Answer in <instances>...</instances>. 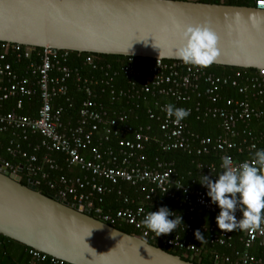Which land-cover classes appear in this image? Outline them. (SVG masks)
I'll list each match as a JSON object with an SVG mask.
<instances>
[{
  "label": "built area",
  "instance_id": "2783aa9c",
  "mask_svg": "<svg viewBox=\"0 0 264 264\" xmlns=\"http://www.w3.org/2000/svg\"><path fill=\"white\" fill-rule=\"evenodd\" d=\"M251 4L264 11V0H251ZM23 61L26 63L22 67L14 68V64ZM151 61L145 75L138 69L137 58H128L119 71L110 73V66L99 64L96 55H89L84 65L105 72L103 81L89 84L80 80L77 70L66 65L68 52L0 43V134H11L6 152L22 160L18 166L0 160V170L19 182L24 171L27 184L36 190L42 182L50 195L62 203L88 211L111 227L130 226L147 243L152 241L179 250L185 256H198L206 246L231 248L237 239L242 249L226 257L215 254V264H264V226L251 231L218 229L215 216L219 209L209 202L206 188L198 182L201 173L215 175L221 171L223 155L232 156L238 163L251 159H241L244 154L264 148V71L238 69L227 75H215L206 67L181 61ZM118 74L128 80L125 88H115L114 78ZM72 76L86 98L76 120L64 121L62 108L54 103L67 95L66 82ZM98 85L104 88L96 93L93 87ZM104 93L112 102L169 98L176 107L189 110V116L195 114L197 120H218L220 134L209 139L191 133L187 117L179 124L174 123L162 110L166 104L157 102L146 112L158 124L161 139L156 142L162 153L184 152L195 157L216 153L219 162L198 164L199 176L185 182L177 175L173 161L148 159L145 151L151 141L150 127L132 126L124 111L109 114L97 101L98 94ZM34 97L38 104L36 117L21 114L24 100ZM193 98L194 105L186 107ZM27 134L41 138L39 144L32 146L33 154L22 150L19 143L20 136L27 141ZM41 150L44 155L39 158L37 152ZM83 151H88V158L82 155ZM55 152L64 156L68 169H78L82 175L51 178L49 172L61 170L47 155ZM122 184L134 190L131 196L123 193ZM112 193L123 207L105 211L103 196ZM156 197L173 201L172 210L181 214L184 221L172 233L158 237L141 223L148 212L160 207L154 203ZM196 229L204 233V241L194 243ZM27 254L40 264H67L31 249Z\"/></svg>",
  "mask_w": 264,
  "mask_h": 264
},
{
  "label": "water",
  "instance_id": "95a60500",
  "mask_svg": "<svg viewBox=\"0 0 264 264\" xmlns=\"http://www.w3.org/2000/svg\"><path fill=\"white\" fill-rule=\"evenodd\" d=\"M208 21L211 65L264 71V11L173 0H0V43L98 56L180 61L172 23ZM130 48V49H129ZM129 49V50H128ZM160 54V55H159ZM182 62V61H181ZM0 235L67 264H192L0 170Z\"/></svg>",
  "mask_w": 264,
  "mask_h": 264
},
{
  "label": "trees",
  "instance_id": "16d2710c",
  "mask_svg": "<svg viewBox=\"0 0 264 264\" xmlns=\"http://www.w3.org/2000/svg\"><path fill=\"white\" fill-rule=\"evenodd\" d=\"M173 1H188V0H173ZM197 2L205 3V4H216V5H227V6H238V7H249L251 6V0H197ZM91 54H79L74 52H68V62L66 65L72 69L77 70L78 76L81 81H87L89 84L93 82H100L103 81L105 72L101 71H94L91 67L84 65V59ZM99 64L103 66H110L112 72H117L124 64V62L128 59L125 57L120 56H98L96 55ZM140 60L139 70L142 72L143 75L147 72L148 65L152 62L149 59H138ZM26 62H22L20 65H15L14 68L18 69L22 67ZM210 72L214 73L215 75H227L230 74L234 70H238L236 68H229V67H220V66H207L206 67ZM128 80L122 75L118 74L117 77L114 78V86L115 88H125L128 84ZM68 86V92L65 97L58 98L55 100L54 106H59L63 110V120H76L78 116L79 109L81 107L82 102L85 100L86 96L83 92L78 90V86L80 84L76 82V77L72 76L66 82ZM104 88V86L98 85L93 87L95 92L99 91L100 89ZM98 104L101 105L109 114H111L114 110L116 111H124L129 116V123L134 127H150V133L148 134L151 137V141L146 146L145 154H147L148 159L150 161L153 158L158 157L161 160L173 161L175 163V168L177 175L179 177H183L185 182H189L191 179H196L199 176V171L197 170L198 164L207 165L210 163L217 164L219 162V157L216 153H212L209 156L203 157H195L192 155H188L184 152H172V153H162L157 145V140L161 139V133L158 129V124L154 120H150L147 116L146 112L148 109H153L155 103L159 104H168L172 103V100L169 98H150L147 97L142 101L138 102H126L123 99H118L114 102L110 100V97L107 93L98 94L97 97ZM195 103V99L193 98L192 101L185 105L186 107L193 106ZM7 105V104H6ZM11 109V104L9 107ZM38 110L37 98H26L24 100V108L21 112L23 115L36 117ZM8 111V109H7ZM188 128L193 134H197L201 137H206L209 139H213L214 137L220 134L219 129V121L218 120H197L195 114L188 116L186 118ZM27 141H23V137H19V143L22 147V150L28 152L29 154H33L32 146L37 145L40 143L41 138L37 135L27 134ZM10 139H12L11 134L9 132L5 134H0V160H4L6 162L11 163L12 165L18 166L22 164V160L19 156L9 155L6 152V149L9 145ZM44 155V151L41 150L37 152V156L41 158ZM50 158L54 159L56 163L60 166L59 172H49L51 178H56L60 175L66 177H73V176H81L82 174L78 171V169H68L66 164L64 163V156L60 153H49L47 154ZM82 155L84 157H89L88 151H83ZM252 154L243 155L240 158H248L251 157ZM22 180L20 183L24 186L27 185V175L25 172H21ZM123 193L126 196H131L133 194V189H131L128 185L122 184L121 185ZM37 191L41 194L47 196L50 194L48 189L44 186V183L41 182V185L37 188ZM104 210L105 211H115L123 207L119 198L115 195V193L104 195ZM154 203L156 206L167 205L170 209L175 208V203L171 200H166L164 198L156 197L154 199ZM95 217L94 214L91 215ZM207 222L209 219L204 215ZM116 230H119L127 235L134 236L136 238L141 239V235L132 227L125 226V225H114L112 226ZM14 243V244H13ZM194 243H198V240L195 238ZM16 244V245H15ZM148 244L161 248L172 254L174 256H178L183 261L190 262L192 264H215L214 256L215 254L226 257L231 256L234 250H241L242 245L238 242L237 239L232 244L231 248H212V247H204L203 250L200 252L198 256L188 255L185 256L183 252L164 247L161 244L148 241ZM29 248H26L14 241H11L3 236L0 235V264H40L33 260H31L27 254Z\"/></svg>",
  "mask_w": 264,
  "mask_h": 264
},
{
  "label": "clouds",
  "instance_id": "9594fccd",
  "mask_svg": "<svg viewBox=\"0 0 264 264\" xmlns=\"http://www.w3.org/2000/svg\"><path fill=\"white\" fill-rule=\"evenodd\" d=\"M172 30L179 40L175 45L177 59L186 65L201 67L215 62L219 55V36L208 21L195 25L174 21ZM162 110L177 124L190 115L189 110L172 103ZM220 159L221 171L215 175L201 173L198 180L206 188L209 202L219 209L215 216L218 229L224 232L261 229L264 226V148L252 153L251 159L238 163L230 155ZM176 213L162 205L156 211L148 212L141 223L157 237L170 234L184 224L183 216ZM194 237L200 242L205 240L200 229L194 230Z\"/></svg>",
  "mask_w": 264,
  "mask_h": 264
},
{
  "label": "rangeland",
  "instance_id": "374dc122",
  "mask_svg": "<svg viewBox=\"0 0 264 264\" xmlns=\"http://www.w3.org/2000/svg\"><path fill=\"white\" fill-rule=\"evenodd\" d=\"M14 244V243H13ZM16 245V244H15Z\"/></svg>",
  "mask_w": 264,
  "mask_h": 264
}]
</instances>
